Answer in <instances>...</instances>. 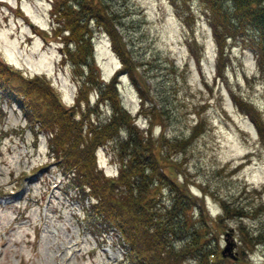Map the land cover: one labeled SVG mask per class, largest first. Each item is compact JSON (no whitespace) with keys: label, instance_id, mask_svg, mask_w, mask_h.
<instances>
[{"label":"rangeland","instance_id":"1","mask_svg":"<svg viewBox=\"0 0 264 264\" xmlns=\"http://www.w3.org/2000/svg\"><path fill=\"white\" fill-rule=\"evenodd\" d=\"M60 1L0 0V75L30 106L41 102L39 114L57 111L40 119L62 141L77 120L73 158L103 177L138 142L153 159L143 194L156 216L173 195L187 213L166 242L182 246L193 232L201 246L176 255L178 264L194 263L199 249L211 250L215 264H264V71L255 48L238 36L220 47L200 0H84L94 12L82 28L88 39L65 50L60 12L78 1ZM25 120L0 90V264H119V248L109 263L98 251L94 224L72 250L82 225L46 161L45 132L35 141ZM108 121L101 143L83 147L87 123ZM225 242L234 257L219 255ZM157 249L155 241L143 251Z\"/></svg>","mask_w":264,"mask_h":264},{"label":"trees","instance_id":"2","mask_svg":"<svg viewBox=\"0 0 264 264\" xmlns=\"http://www.w3.org/2000/svg\"><path fill=\"white\" fill-rule=\"evenodd\" d=\"M77 1L79 4L76 2L75 7L70 8L72 11L68 12L66 11L67 7L63 5L64 0L59 2V4H62L61 8L64 7L60 13L64 15L65 25L62 26V28L65 30V50L67 49L65 46L68 41H72L75 48L80 49V46L88 39L86 34L83 35V30L85 32L84 26L90 13H94L88 9V7L92 8L93 5L85 4L84 0ZM200 1L208 12L212 32L215 34V39L220 42V47L221 39L224 36H238L244 39V41L248 40L257 53L259 69L264 71V0ZM94 6L96 10L97 8L99 9L97 4H94ZM72 52L73 51H70L69 55H71ZM34 78L35 75H32L25 81L29 80L32 82ZM0 83L18 92L10 81L2 75H0ZM38 90V92L34 91V93L45 96L42 89ZM100 95L101 92L96 96L94 105L100 100ZM27 104L32 111H37V109H40L38 105H41V102H39L37 106L35 104L30 106L28 101ZM85 107L87 109L90 108L87 104ZM31 110L30 112L34 114ZM48 110H50V112L56 111L52 110L51 107H49ZM38 111L35 114L36 119L39 120L44 117V120L47 121L48 118H50V112L45 111L44 114L41 115ZM117 111L120 110L116 108L115 112ZM64 118L66 117L64 116ZM45 121L41 120L46 126L50 127L49 131L52 134L54 146L58 149L59 153L62 154L63 157H61L62 160H64V164L72 165L71 169L74 174L70 179L73 180L74 176L77 175L81 181H85V183L88 184L89 191L96 197L95 206L97 209L99 208L107 217L120 224L122 233L133 254L132 256L138 264H162L160 258H158L160 254L162 256L165 255L167 259L164 258L165 262L163 264H178L176 255L178 258H181L184 251L188 252L197 249L198 246L201 247L200 244H198L197 235L193 232L189 233L188 237L185 238L182 246L175 248L171 243L166 242L165 238L168 235H173L179 230L180 225L186 219L187 213H185V207H183L180 201V195H173L171 197L170 206L163 210V215L160 218L156 216L157 212L153 211L156 206H154L152 201L150 202L151 196L148 197L143 194L147 183L151 181L145 180V177H149V173L152 171L151 164L153 159L146 154H141L139 149L135 148L138 142H133L131 146L134 148L124 152L126 157L124 161L122 158L121 161H119L117 173L114 176L103 177L92 169V166L85 167V164L82 162L83 160L77 161L73 158V151L76 153L75 150H77L75 144L79 142L76 140L80 132V126L77 127L79 124L76 125L77 120L73 123L75 129L71 137L64 129L65 135L63 141L61 140L62 131L59 128L54 130ZM109 121L104 125L103 123L99 125V123L96 122L92 125L88 122V126L85 130L88 136L85 137V141L81 142L83 147H93L101 143V139L104 137L102 129L103 127L106 128ZM54 122L58 125L56 121ZM128 139L129 137L124 142H127ZM140 148H142V146ZM129 227L132 229V232ZM155 241L158 243L159 249L154 251H148V249L145 253L143 249H145L146 244H151V242L153 244ZM212 253L211 250L199 249L194 256V263L192 264H215L208 260L209 255ZM219 255L221 256L220 253Z\"/></svg>","mask_w":264,"mask_h":264},{"label":"water","instance_id":"3","mask_svg":"<svg viewBox=\"0 0 264 264\" xmlns=\"http://www.w3.org/2000/svg\"><path fill=\"white\" fill-rule=\"evenodd\" d=\"M220 254L222 256H224V255H229L231 257H234L235 256L234 253L230 250V245H229L228 242H225L224 243L223 247L220 249Z\"/></svg>","mask_w":264,"mask_h":264}]
</instances>
